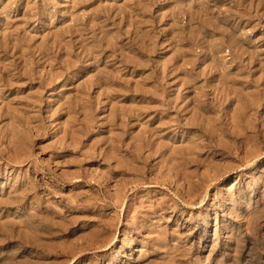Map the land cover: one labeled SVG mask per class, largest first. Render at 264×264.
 <instances>
[{"label":"rangeland","instance_id":"rangeland-1","mask_svg":"<svg viewBox=\"0 0 264 264\" xmlns=\"http://www.w3.org/2000/svg\"><path fill=\"white\" fill-rule=\"evenodd\" d=\"M0 264H264V0H0Z\"/></svg>","mask_w":264,"mask_h":264}]
</instances>
